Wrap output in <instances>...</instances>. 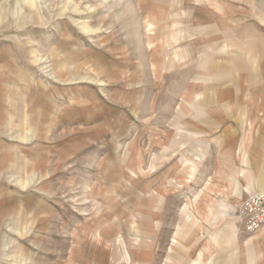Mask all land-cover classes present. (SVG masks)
Here are the masks:
<instances>
[{
    "label": "rangeland",
    "instance_id": "1",
    "mask_svg": "<svg viewBox=\"0 0 264 264\" xmlns=\"http://www.w3.org/2000/svg\"><path fill=\"white\" fill-rule=\"evenodd\" d=\"M261 183L264 0H0V264H264Z\"/></svg>",
    "mask_w": 264,
    "mask_h": 264
},
{
    "label": "built area",
    "instance_id": "2",
    "mask_svg": "<svg viewBox=\"0 0 264 264\" xmlns=\"http://www.w3.org/2000/svg\"><path fill=\"white\" fill-rule=\"evenodd\" d=\"M237 217L245 234L257 233L264 226V192L248 195L242 200Z\"/></svg>",
    "mask_w": 264,
    "mask_h": 264
},
{
    "label": "crops",
    "instance_id": "3",
    "mask_svg": "<svg viewBox=\"0 0 264 264\" xmlns=\"http://www.w3.org/2000/svg\"><path fill=\"white\" fill-rule=\"evenodd\" d=\"M240 151V150H239ZM239 157V156H238ZM249 164V163H248ZM222 172V171H221ZM220 172V173H221ZM223 173V172H222ZM260 176L261 175H259V178H260ZM261 185H263L264 186V183H261ZM246 192L249 194V195H252V194H254V193H258V192H264V188L263 187H260L259 186V188H257L255 191H250L249 189H247L246 190ZM260 234V233H259ZM264 240V233L261 235V236H259V237H257L256 239H254L253 240V244H251V245H253L252 246V248L253 249H255V248H258V246H259V244L262 242Z\"/></svg>",
    "mask_w": 264,
    "mask_h": 264
},
{
    "label": "bare ground",
    "instance_id": "4",
    "mask_svg": "<svg viewBox=\"0 0 264 264\" xmlns=\"http://www.w3.org/2000/svg\"><path fill=\"white\" fill-rule=\"evenodd\" d=\"M82 31L83 32H86L87 34L88 33H92V31L87 27V29L86 28H84V29H82ZM102 83V82H101ZM100 85V84H99Z\"/></svg>",
    "mask_w": 264,
    "mask_h": 264
}]
</instances>
